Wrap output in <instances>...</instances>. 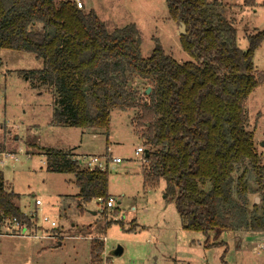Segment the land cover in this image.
<instances>
[{"label": "trees", "instance_id": "16d2710c", "mask_svg": "<svg viewBox=\"0 0 264 264\" xmlns=\"http://www.w3.org/2000/svg\"><path fill=\"white\" fill-rule=\"evenodd\" d=\"M166 1L170 17L186 26L179 42L188 60H177L158 42L142 56L135 24L109 32L94 10L72 0H0V50L44 59L42 69L21 73L52 92L53 125L108 131L113 110L140 109L144 185L164 180V198L175 202L183 227L216 240L206 245L227 244L218 241L226 232H264V163L245 111L249 95L264 85V72L253 63L264 30L250 35L242 50L220 2ZM134 77L152 81L148 102L138 104L137 90L128 89ZM42 154L49 170L75 175L84 203L110 197L107 170L81 166L71 151L46 148ZM252 174L260 202L250 206ZM5 181L0 171V220L15 216L32 225Z\"/></svg>", "mask_w": 264, "mask_h": 264}, {"label": "rangeland", "instance_id": "374dc122", "mask_svg": "<svg viewBox=\"0 0 264 264\" xmlns=\"http://www.w3.org/2000/svg\"><path fill=\"white\" fill-rule=\"evenodd\" d=\"M64 1L54 0L56 5ZM80 1L82 10H94L109 32L135 24L142 56L149 57L158 42L177 60L189 59L179 42L180 24L170 17L166 0ZM216 1L236 27L238 46L247 50L248 37L264 30V0H254L252 6L244 0ZM253 63L257 73L264 72V44L256 48ZM43 67L44 59L32 52L0 50V74L4 76L0 123L7 129L0 131V147L14 151L21 147L25 152L0 171L20 209L29 216L37 214L30 226L38 234L1 236L0 264H264V232H226L218 241L227 244L206 245V241L216 240L212 234L183 227L175 202L164 198V180L156 187H145L147 162L135 153L138 145L144 146L140 134L145 128L136 126L140 109L113 110L108 131L54 126L52 92L21 73ZM152 88V81L139 77L128 83L129 90L138 92V104L149 101ZM249 96L245 103L247 128L254 130L255 146L264 163V85ZM46 148L99 156L102 161L104 156L120 157L121 163L109 161L106 169L114 206L106 208L98 198L84 203L73 173L48 169L42 154ZM249 186L251 206L260 202L253 174ZM38 199L40 205H36ZM94 245L102 248L93 251ZM118 246L123 249L120 255L115 254Z\"/></svg>", "mask_w": 264, "mask_h": 264}, {"label": "built area", "instance_id": "2783aa9c", "mask_svg": "<svg viewBox=\"0 0 264 264\" xmlns=\"http://www.w3.org/2000/svg\"><path fill=\"white\" fill-rule=\"evenodd\" d=\"M77 6L79 8H83V4L82 1L80 0H76L75 1ZM4 76H2V74H0V83H1V79ZM1 126V123H0ZM1 128V127H0ZM1 146V145H0ZM136 155L138 156L137 158L139 160H142L143 162H146V158H145V147L142 145H138L136 147ZM22 155H25V152L23 151V149L20 147L19 150L14 151V150H9V149H5V148H1L0 147V170L6 166V164H9L10 162H14L17 161ZM27 157H30V154H26ZM111 157V160H108V158ZM105 161L101 160V157L99 156H91V155H86V154H82V155H75L73 156V160L78 161V163L80 165H82L85 168H89V169H94V168H99L101 170H106L107 169V162L111 161L114 163H121L122 159L118 156L113 157L111 156H104L102 157ZM99 201H101L104 205V207L106 208H111L114 206V199L113 197H109L108 199H104V198H98ZM41 204V200L38 199L36 200V205H40ZM37 216V214L34 212L32 215H28L30 217V220L32 222H34V218ZM35 216V217H34ZM44 220H48L47 217H44ZM36 233V232H35ZM33 232H31V226L28 224L27 221L25 220H19L17 217H4L0 220V236H9V237H13V236H33V237H37L38 234H35ZM45 238V237H44ZM105 237L102 239V241H105Z\"/></svg>", "mask_w": 264, "mask_h": 264}, {"label": "water", "instance_id": "95a60500", "mask_svg": "<svg viewBox=\"0 0 264 264\" xmlns=\"http://www.w3.org/2000/svg\"><path fill=\"white\" fill-rule=\"evenodd\" d=\"M178 33H179V36H181V35H183V34L186 33V26H185V24H181L180 25V28H179V32ZM150 90H151V88H148L147 92L149 93ZM122 252H123V249H122L121 246H118L117 249L115 250V254L116 255H120V254H122Z\"/></svg>", "mask_w": 264, "mask_h": 264}, {"label": "crops", "instance_id": "0c3cea01", "mask_svg": "<svg viewBox=\"0 0 264 264\" xmlns=\"http://www.w3.org/2000/svg\"><path fill=\"white\" fill-rule=\"evenodd\" d=\"M183 50V49H182ZM184 52V51H183ZM184 54H186L185 52H184ZM187 55V54H186ZM172 56H174V55H172ZM175 57V56H174ZM250 97V96H249ZM54 126H56V125H54ZM1 128H0V131H6L7 132V129H6V127H4L3 126V124L1 123V126H0ZM1 133V132H0ZM256 136V135H255ZM254 136V137H255ZM4 141H6V140H4ZM62 150V149H61ZM16 203V202H15ZM223 236H224V234L222 235V237H221V239L223 240ZM1 237V236H0ZM59 245H61L60 243H58Z\"/></svg>", "mask_w": 264, "mask_h": 264}]
</instances>
